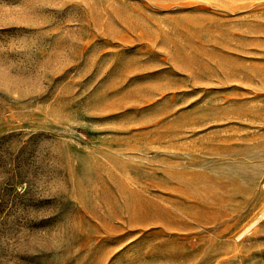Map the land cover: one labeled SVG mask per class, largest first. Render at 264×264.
Wrapping results in <instances>:
<instances>
[{
    "label": "rangeland",
    "instance_id": "obj_1",
    "mask_svg": "<svg viewBox=\"0 0 264 264\" xmlns=\"http://www.w3.org/2000/svg\"><path fill=\"white\" fill-rule=\"evenodd\" d=\"M0 264H264V0H0Z\"/></svg>",
    "mask_w": 264,
    "mask_h": 264
}]
</instances>
